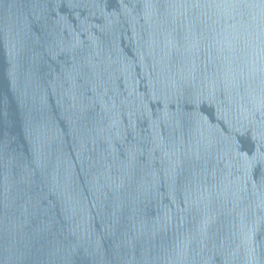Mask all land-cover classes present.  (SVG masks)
Segmentation results:
<instances>
[{
	"label": "water",
	"instance_id": "1",
	"mask_svg": "<svg viewBox=\"0 0 264 264\" xmlns=\"http://www.w3.org/2000/svg\"><path fill=\"white\" fill-rule=\"evenodd\" d=\"M0 264H264V0H0Z\"/></svg>",
	"mask_w": 264,
	"mask_h": 264
}]
</instances>
